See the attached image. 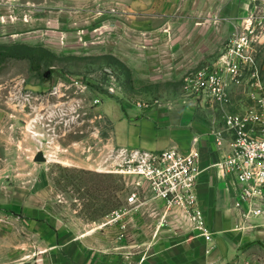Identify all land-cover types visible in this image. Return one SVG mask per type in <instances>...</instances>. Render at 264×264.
<instances>
[{"label": "rangeland", "instance_id": "1", "mask_svg": "<svg viewBox=\"0 0 264 264\" xmlns=\"http://www.w3.org/2000/svg\"><path fill=\"white\" fill-rule=\"evenodd\" d=\"M242 32L264 70V0H0V264H63L54 246L74 238L110 256L118 243L112 264H264V234L234 215L201 235L129 204L138 179L102 106L183 102L185 77Z\"/></svg>", "mask_w": 264, "mask_h": 264}, {"label": "built area", "instance_id": "2", "mask_svg": "<svg viewBox=\"0 0 264 264\" xmlns=\"http://www.w3.org/2000/svg\"><path fill=\"white\" fill-rule=\"evenodd\" d=\"M183 104L221 109L205 134H195L188 151L114 148L122 171L138 179L127 202L141 203L140 190L163 201L168 212L194 223L208 235L200 205L199 180L215 168L232 192L236 230L264 234V70L259 68L252 37L234 33L219 58L185 77ZM211 140L218 159L202 166L201 143ZM141 187V188H140Z\"/></svg>", "mask_w": 264, "mask_h": 264}, {"label": "crops", "instance_id": "3", "mask_svg": "<svg viewBox=\"0 0 264 264\" xmlns=\"http://www.w3.org/2000/svg\"><path fill=\"white\" fill-rule=\"evenodd\" d=\"M102 106L106 117L112 123L110 144L113 148L151 151L176 147L188 151L192 145V137L195 134H205L211 123V119L206 114L198 112L190 104L156 103L140 106L139 103L120 104L108 99ZM201 149L203 167L218 159V151L211 140L202 141ZM199 199L206 219L209 216L214 222L226 216L227 220L232 222L233 215L235 216L232 210V192L228 181L220 178L215 168L202 172L199 180ZM154 204L161 205L159 211L161 214L165 211L168 214L163 201L152 196L141 201L139 207ZM156 209L157 207L153 211L157 212ZM82 245L76 238L62 245H55L54 248L66 250L59 249L60 255L57 258L63 264H112L110 262L115 258L118 262L117 252L122 247L118 246V243L114 245L116 254L110 256L105 251L98 252L93 247L86 248ZM55 259L56 257L53 256L52 261L54 262ZM21 261L20 264H24V254Z\"/></svg>", "mask_w": 264, "mask_h": 264}, {"label": "water", "instance_id": "4", "mask_svg": "<svg viewBox=\"0 0 264 264\" xmlns=\"http://www.w3.org/2000/svg\"><path fill=\"white\" fill-rule=\"evenodd\" d=\"M36 161H45L46 160V156L44 155L43 152H39L36 157H35Z\"/></svg>", "mask_w": 264, "mask_h": 264}]
</instances>
